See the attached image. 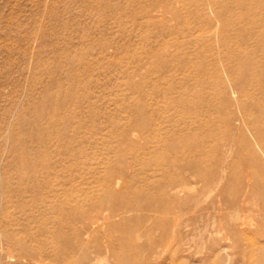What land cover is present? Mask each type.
I'll return each mask as SVG.
<instances>
[{"label": "rangeland", "instance_id": "1", "mask_svg": "<svg viewBox=\"0 0 264 264\" xmlns=\"http://www.w3.org/2000/svg\"><path fill=\"white\" fill-rule=\"evenodd\" d=\"M263 13L264 0H0V264L37 248L83 264L111 235L148 244L152 224L176 235L174 264H262L264 26L247 23ZM167 176L189 186L183 211L155 220L140 202L129 228L95 224L79 246L68 213L111 188L158 194Z\"/></svg>", "mask_w": 264, "mask_h": 264}, {"label": "bare ground", "instance_id": "2", "mask_svg": "<svg viewBox=\"0 0 264 264\" xmlns=\"http://www.w3.org/2000/svg\"><path fill=\"white\" fill-rule=\"evenodd\" d=\"M258 21L260 22L258 23ZM258 21H254L252 19L247 24H260L264 26V13ZM263 37L264 35H261V38ZM175 144L177 143H174V141L168 142L169 148L174 147ZM185 156V151H182L181 154L177 153L176 156L173 157L175 160V165L173 164L172 167H184L185 165L181 164V159ZM213 160L218 164V166L224 167L222 162L223 159L216 160L214 158ZM165 163L167 165V170L170 169L171 164L169 162ZM187 165L191 166L192 163L186 164V167ZM166 174L168 175V173ZM124 176V173H120V175L110 173L107 183L110 186L115 184L119 185L121 183L120 180L123 179ZM169 176H167V186H165L164 189H160L158 194L147 196L143 189L134 190L133 193L136 194L138 201L136 200L132 202L125 198H115L116 192L113 188H111L109 190L110 192L105 196V198H101L99 202L93 204L90 210L81 214L68 213L67 215L70 216L73 221L80 223V228L76 231V239L79 246L82 247V249L86 248L85 246H87V244L84 242L83 236L88 235L91 237V226L95 224L104 223V227L108 226L109 228H113L118 231L129 228V220L126 214L130 211H135L138 209L140 210L141 207L138 205L140 202H147V208L155 212V220L158 217L163 218L164 216L167 218H172V210L176 208L179 209V207L183 205L181 200L184 199V195L189 191V186L187 183L177 181L176 179ZM163 207H167L168 209L164 211ZM180 209L183 211L185 207L182 206ZM161 212L162 214H160ZM178 212L179 211H175L176 214ZM247 223L248 222L246 220H240L235 223V228L244 231V226ZM177 225L178 224H175L173 229H177ZM141 229L144 231V228ZM146 231L150 233L149 235H152V241H150L148 244L136 242L134 239L121 234L111 235L108 238L110 245L107 244L108 247L106 248L98 246V248L94 250L96 256L89 258L87 257L83 264H100V261L104 259L108 260L109 258H113V264H174V259L171 256H168L166 253L168 252V249L172 243L177 240L176 235L169 234L166 227L157 229V227L153 224L149 227H146ZM57 235L60 236V234ZM179 240L183 241V238H180ZM41 250L42 249L37 248L36 251L33 250L31 252L23 249L24 252L18 254L16 257L19 261H23L26 264H76L73 257L60 258L57 254L59 250H55L49 255L42 253ZM260 252L262 254L259 256L260 261L264 262V247L260 249ZM84 253H87V251H84ZM263 262L262 264H264ZM181 264H184V262L181 261Z\"/></svg>", "mask_w": 264, "mask_h": 264}]
</instances>
